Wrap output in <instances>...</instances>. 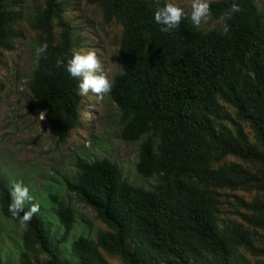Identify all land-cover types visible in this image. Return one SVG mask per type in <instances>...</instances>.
Segmentation results:
<instances>
[{"label": "trees", "instance_id": "16d2710c", "mask_svg": "<svg viewBox=\"0 0 264 264\" xmlns=\"http://www.w3.org/2000/svg\"><path fill=\"white\" fill-rule=\"evenodd\" d=\"M164 2L86 0L104 23L121 28V72L108 94L122 113L121 140L143 139L137 173L157 184L146 190L124 181L107 159H78L65 186L108 231L68 240L70 207L49 190V200L26 199L13 213L15 182L0 173V214L24 227L19 263L0 254V264H264V12L255 0H236L240 11L220 22L233 3L220 0L209 3V20L220 28L203 31L187 15L161 32L153 13ZM11 7L0 0V48L7 50L20 16ZM66 8L60 0L36 8L31 27L43 51L28 81L30 108L46 111L61 140L81 126L78 78L56 67L74 54ZM239 192L255 195L248 201ZM33 205L37 211L23 220ZM226 205L236 219L223 217Z\"/></svg>", "mask_w": 264, "mask_h": 264}, {"label": "rangeland", "instance_id": "374dc122", "mask_svg": "<svg viewBox=\"0 0 264 264\" xmlns=\"http://www.w3.org/2000/svg\"><path fill=\"white\" fill-rule=\"evenodd\" d=\"M60 1L67 3L64 17L73 28V52L94 50L111 86L114 77L121 72L117 61L120 26L104 23L100 10L86 4V0ZM216 1L220 0H208V3ZM43 2L10 0L11 9L20 16L13 30L16 35L11 40L12 49L0 48V173H6L15 183L20 182L27 187L29 200L35 199L38 204L49 200L46 194L51 190L65 207H70L75 213V224L68 240L81 233L95 238L98 232L108 231L107 226L65 186V178H75L78 159H107L118 166L124 181L146 190L153 189L157 181L154 178L144 179L137 173L139 146L143 139L132 144L121 140L122 113L108 93L103 94L101 99H97V94L91 91L80 95L81 126L72 130L64 140L45 123L46 111L30 108L34 100L28 81L41 55V52L37 55L40 46L37 33L31 27V18ZM174 2L190 18L192 0ZM255 2L264 12V0ZM220 26V22L208 19L198 27L207 31ZM76 38L79 43L75 42ZM41 112L44 113L43 120L39 117ZM248 133L254 140L253 135ZM239 195L251 201L255 192H239ZM225 209L223 217L236 219L228 213L233 208L226 205ZM23 232L24 227L20 223L0 214V246L3 247L0 254L3 258L19 263L16 247ZM107 260L110 264H121L116 259Z\"/></svg>", "mask_w": 264, "mask_h": 264}, {"label": "clouds", "instance_id": "9594fccd", "mask_svg": "<svg viewBox=\"0 0 264 264\" xmlns=\"http://www.w3.org/2000/svg\"><path fill=\"white\" fill-rule=\"evenodd\" d=\"M239 5L236 0L230 6L227 13L221 15L218 19L224 22L230 19L233 13L239 12ZM211 12L208 0H192L190 19L193 26H199L203 21L210 18ZM187 13L184 9L178 6L174 0H165L162 6H158L153 13L154 22L160 26L161 32H167L176 28L181 19L185 18ZM43 51V47L37 49V55ZM56 67H63L64 70L72 78H78V94L87 95L89 91L97 94V99H101L103 94L110 91V83L100 68L96 52L92 49L82 50L74 53L71 59L60 57L56 60ZM39 117L43 120L44 113L41 112ZM12 199L9 204V211L15 213L22 209L23 202L28 197V188L20 182L12 185L10 193ZM37 211V207L33 205L29 211L24 212L22 219L28 220L29 216Z\"/></svg>", "mask_w": 264, "mask_h": 264}]
</instances>
